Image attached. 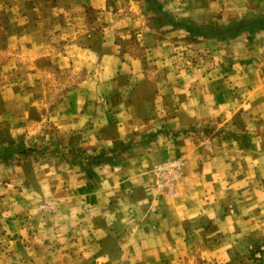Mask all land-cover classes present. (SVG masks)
I'll return each instance as SVG.
<instances>
[{
  "label": "crops",
  "instance_id": "crops-1",
  "mask_svg": "<svg viewBox=\"0 0 264 264\" xmlns=\"http://www.w3.org/2000/svg\"><path fill=\"white\" fill-rule=\"evenodd\" d=\"M123 1L0 0L3 123L28 124L43 58L73 82L47 110L50 152L29 153L38 167L12 169L0 141V222L30 243L17 264H219L237 246L263 248L264 0H156L148 12L174 22L146 29L137 54L101 25ZM251 18L253 29L230 26ZM63 33L73 37L48 39ZM168 161L181 166L165 194L153 174ZM12 171L36 185L14 187ZM49 198L54 212L37 211Z\"/></svg>",
  "mask_w": 264,
  "mask_h": 264
},
{
  "label": "rangeland",
  "instance_id": "rangeland-1",
  "mask_svg": "<svg viewBox=\"0 0 264 264\" xmlns=\"http://www.w3.org/2000/svg\"><path fill=\"white\" fill-rule=\"evenodd\" d=\"M151 16L152 14L148 12V5L142 0H125L121 2L119 8L112 11L111 17L106 18L104 20L106 22H103V24H101L107 27L106 40L110 41L115 38L116 42H120L122 44L123 51H128L134 54L139 53V43L141 42V39H144V31L146 29H157V27L161 26L160 22L168 20L164 17ZM90 19L92 26L95 27L100 25L99 20L96 22V17L91 16ZM67 33L70 32L67 31ZM64 34L66 33H63L62 35L58 34V36L50 35L48 36V39L51 41L53 40L55 43H65L66 40H69L71 37H73V35L67 37L66 35L68 34ZM164 34L165 33L159 31L155 32L153 35L155 41L157 42L162 40L164 38ZM121 36H124V38H120ZM77 37L72 41L76 42ZM93 40L96 41V38L92 37L90 41L93 43ZM171 40H176V38H171ZM88 56L90 58H94L93 54ZM42 61L43 63L40 68L39 74L40 80L36 84V86L33 87V95L35 97L28 99L31 103V108L34 109L29 116L30 119H28V124H26L20 130L14 129L13 127H11L10 130L8 124L3 123L2 116H0V141H8L11 144L10 148L14 160L10 163L12 169L16 164L19 163L20 159L22 160V158L29 159L28 162H31L32 165L38 167V165H35L36 160L30 159L32 158L30 157V152H32L31 150H37V152L43 151L45 153L50 152V146H48L47 144L50 141L51 132L53 131H51L52 126L51 121L48 118L49 111L47 110H50V108L60 99V96L65 92L66 88L69 85L73 84L72 77H69L67 69H54L55 66L50 62L49 57L43 58ZM40 114H42V117L40 116ZM24 141H26V144ZM44 141L47 142L46 145L43 144V146L38 149L37 144ZM12 174V180L14 181V187L16 188H18L19 185L23 186L27 184V187L29 185H36L37 179L34 176L30 177L29 175L27 177V180L25 179L26 181L23 180L20 183L16 172L12 171ZM157 189L165 194H168L172 191L161 190L159 188ZM18 196L19 195L17 194V192L12 191L11 202L13 203L18 201ZM30 196L33 197V195ZM53 201L54 200L50 198L37 200V211L44 214L54 212ZM22 230L23 232H21ZM31 230H33V227H28L27 234H30ZM24 233H26V229L24 232L23 227L21 229H18V226L13 225L11 226V230L8 233L5 226H2V223L0 222V252L2 253L4 249H10L11 252L9 258L7 256L3 258L0 255V264H2V261L6 262L8 260L11 261V264H17L20 245H30L29 239L25 243H20L19 240L23 238L21 237V235ZM233 253L234 254L232 255V258L229 259L227 263L220 262L219 264H264V247L261 248L259 245L252 244L250 245V247H245L244 245H241L240 247L237 246L236 249H234ZM37 259L38 260L36 261L38 262V264L67 263V260L65 258L63 261L62 259L56 260L51 257Z\"/></svg>",
  "mask_w": 264,
  "mask_h": 264
},
{
  "label": "built area",
  "instance_id": "built-area-1",
  "mask_svg": "<svg viewBox=\"0 0 264 264\" xmlns=\"http://www.w3.org/2000/svg\"><path fill=\"white\" fill-rule=\"evenodd\" d=\"M261 48L264 52V38L261 41ZM181 163L179 161H168L158 164L154 168L155 184L161 190L171 191L178 176Z\"/></svg>",
  "mask_w": 264,
  "mask_h": 264
},
{
  "label": "trees",
  "instance_id": "trees-1",
  "mask_svg": "<svg viewBox=\"0 0 264 264\" xmlns=\"http://www.w3.org/2000/svg\"><path fill=\"white\" fill-rule=\"evenodd\" d=\"M146 2H147L149 11L155 12L156 14L159 13V11H160L159 10V3L156 0H146ZM157 17H164L165 19H168L167 21L160 22V25H163L170 20L172 22H174L173 19H169V18L165 17L164 15H158ZM257 25H258V18L244 19L241 21H236L235 23L234 22L230 23V26L236 27V29L240 30V31L242 29H245V28L253 29ZM221 34H223V33H221ZM221 34L219 33V35H221ZM219 35H217V36H219Z\"/></svg>",
  "mask_w": 264,
  "mask_h": 264
}]
</instances>
